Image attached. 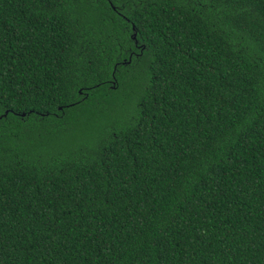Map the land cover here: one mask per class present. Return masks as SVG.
I'll use <instances>...</instances> for the list:
<instances>
[{
    "label": "trees",
    "instance_id": "trees-1",
    "mask_svg": "<svg viewBox=\"0 0 264 264\" xmlns=\"http://www.w3.org/2000/svg\"><path fill=\"white\" fill-rule=\"evenodd\" d=\"M0 264H264V0H0Z\"/></svg>",
    "mask_w": 264,
    "mask_h": 264
},
{
    "label": "water",
    "instance_id": "water-1",
    "mask_svg": "<svg viewBox=\"0 0 264 264\" xmlns=\"http://www.w3.org/2000/svg\"><path fill=\"white\" fill-rule=\"evenodd\" d=\"M135 28H136V27H135V25L133 24V29L135 30ZM136 34H137V33L134 31V34H133V38H134V39H136ZM136 42H137V40H136ZM116 81H117L116 79L113 80V82H112V86H115ZM6 113H7V112H6Z\"/></svg>",
    "mask_w": 264,
    "mask_h": 264
},
{
    "label": "flooded vegetation",
    "instance_id": "flooded-vegetation-1",
    "mask_svg": "<svg viewBox=\"0 0 264 264\" xmlns=\"http://www.w3.org/2000/svg\"><path fill=\"white\" fill-rule=\"evenodd\" d=\"M136 46H138L139 47V45L137 44ZM132 53H134L135 54V52L133 51ZM115 79V76L113 77V79L111 80V84H112V82H113V80Z\"/></svg>",
    "mask_w": 264,
    "mask_h": 264
}]
</instances>
